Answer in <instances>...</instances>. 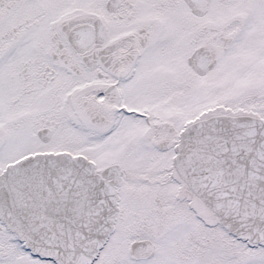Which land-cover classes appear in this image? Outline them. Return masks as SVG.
Masks as SVG:
<instances>
[{
	"label": "snow or ice",
	"instance_id": "6c2138e0",
	"mask_svg": "<svg viewBox=\"0 0 264 264\" xmlns=\"http://www.w3.org/2000/svg\"><path fill=\"white\" fill-rule=\"evenodd\" d=\"M0 264H264V0H0Z\"/></svg>",
	"mask_w": 264,
	"mask_h": 264
}]
</instances>
